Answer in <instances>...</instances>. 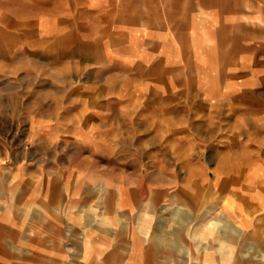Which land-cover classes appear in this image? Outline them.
I'll use <instances>...</instances> for the list:
<instances>
[{"label":"rangeland","instance_id":"rangeland-1","mask_svg":"<svg viewBox=\"0 0 264 264\" xmlns=\"http://www.w3.org/2000/svg\"><path fill=\"white\" fill-rule=\"evenodd\" d=\"M86 2L0 11V215L23 207L41 179L64 206L77 194L102 199L93 186L147 183L150 168L170 169L177 188L206 185L208 207L228 200L245 177L217 167L232 166L224 154L240 139L264 142V110L221 94L216 72L234 67L201 42L202 11H87ZM259 232L264 247V222Z\"/></svg>","mask_w":264,"mask_h":264},{"label":"crops","instance_id":"crops-1","mask_svg":"<svg viewBox=\"0 0 264 264\" xmlns=\"http://www.w3.org/2000/svg\"><path fill=\"white\" fill-rule=\"evenodd\" d=\"M86 1L87 11H202L201 42L234 67L216 72L221 94L252 97L264 110V0ZM62 2L0 0V11H53V4L58 11ZM256 140L246 136L238 152L224 154L232 166H218L216 174L245 179L233 184L236 194L211 207L201 193L206 185L177 188L166 182L170 169H142L147 183L93 186L89 192L103 191L102 199L77 194L64 206L49 200L41 179L23 207L0 215L8 228L0 237V264H264V147L256 145L264 142ZM225 207L229 215L218 213Z\"/></svg>","mask_w":264,"mask_h":264}]
</instances>
